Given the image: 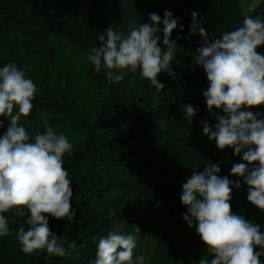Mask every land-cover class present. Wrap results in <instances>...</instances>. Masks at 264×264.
<instances>
[{
	"label": "trees",
	"instance_id": "1",
	"mask_svg": "<svg viewBox=\"0 0 264 264\" xmlns=\"http://www.w3.org/2000/svg\"><path fill=\"white\" fill-rule=\"evenodd\" d=\"M64 2L72 5L67 15L46 0H0V68L15 63L25 71L26 78H31L29 62L44 67L57 64L69 48L90 53L91 48L101 44L99 36L107 27L118 34L127 31L122 26L126 22L125 15L129 16L124 13L131 4L133 12L128 22H136L131 30L151 23L149 13L163 18L165 9L179 20L170 37L177 43L176 60L172 62L176 78L160 73L158 80L165 88L157 92L139 69L126 71L124 79L113 84L107 79V69L102 67L96 72L92 65L89 79L82 87L98 88L105 96L94 108L93 115L85 119L72 113L75 104L68 92L59 93L48 86L36 95L30 116L20 121L31 136L30 142L51 126L74 146L73 151L64 156V168L70 171L79 166L81 169L71 181L74 192L71 203L77 215L70 222L48 216L50 229L66 237L68 242H75L76 247L63 258H46V250L25 254L18 240V229L23 226L27 230L26 220L30 214L20 217L9 212L5 213L9 217V234L0 236V264H90L95 259L101 236L116 230L120 224H123L120 232L135 235L136 222L144 223L148 233L156 238L153 258L157 264H199L201 258L210 260L207 246L195 227H188L183 219L186 206L180 197L171 193L170 186L172 182L182 186L193 171L201 172L211 163L219 164L218 175L236 180L237 177L230 175V169L233 164L244 161L234 154V149L220 150L214 140L210 141L203 134V122L207 121L214 128L217 121L208 112L203 97L209 86L206 73L194 63L195 49L203 38L198 31L194 35L190 32L191 12L199 13L198 19L204 21L201 26L207 30L209 39H215L242 26L245 15L264 20V1L252 13L244 11L240 0H148L143 6L141 0ZM159 27V43L164 48L163 25ZM257 51L264 54V45L258 46ZM132 78L147 88L139 90L138 85L130 82ZM156 98L159 103L153 107L155 117L179 114L180 118L159 128L157 136L150 137L153 118L143 117L134 110L135 106H152ZM186 104L197 109L191 124L185 119ZM213 110L223 114L221 110ZM250 110L264 116V105ZM0 119L4 121L0 128L2 135L9 121L7 117ZM110 122L121 124L124 130L101 139ZM113 144L121 147L117 155L107 153ZM162 160L168 165L160 173H144V166ZM151 200L155 201L154 212L147 208ZM230 203L243 204L244 209L238 215L258 223L264 232V211L247 200V185L242 178L239 189L233 186ZM112 213L115 215H110ZM256 250L260 251L259 247ZM260 260L264 264V256Z\"/></svg>",
	"mask_w": 264,
	"mask_h": 264
},
{
	"label": "clouds",
	"instance_id": "2",
	"mask_svg": "<svg viewBox=\"0 0 264 264\" xmlns=\"http://www.w3.org/2000/svg\"><path fill=\"white\" fill-rule=\"evenodd\" d=\"M198 17V12H191L190 32L194 35L198 31L203 38L195 49L194 63L206 73L209 86L203 97L208 112L217 121L214 128L203 122V134L214 140L220 150L234 149L244 163H235L230 169L236 180L218 175V163L207 164L201 172L193 171L182 185L180 200L187 208L183 219L188 227H195L212 257L201 258L199 264H261L264 232L258 223L234 213L230 202L233 186L239 189L242 178L247 185V200L264 211V116L250 110L264 105V54L257 51L258 46L264 45V20L245 15L242 26L224 32L220 38L209 39L201 26L204 21ZM148 19L151 23L140 24L127 36L107 27L99 36L101 44L91 48L87 59L96 72L102 67L107 69L110 83L118 84L125 71L139 69L160 92L165 88L158 80L160 73L176 78L172 62L176 60L177 43L170 37L179 20L167 9L163 18L153 12ZM161 24L164 48L159 43ZM36 91V85L15 63L0 68V117L9 121L0 135V236L10 231L5 213L20 217L30 214L27 230L23 226L18 229L21 250L27 255L46 250V258H63L75 249V242L54 233L48 216L70 222L77 215L71 203L72 182L63 166L65 154L71 153L74 146L51 126L30 142L20 121L30 116ZM183 111L191 124L197 109L186 104ZM3 126L0 119V128ZM122 228L120 224L99 238L90 264H145L143 256L134 259L137 236L120 232ZM136 231L139 233L140 229L136 227Z\"/></svg>",
	"mask_w": 264,
	"mask_h": 264
},
{
	"label": "rangeland",
	"instance_id": "3",
	"mask_svg": "<svg viewBox=\"0 0 264 264\" xmlns=\"http://www.w3.org/2000/svg\"><path fill=\"white\" fill-rule=\"evenodd\" d=\"M52 4L63 14L67 15L71 10L72 5L66 4L64 0H46ZM148 0H141L140 5L143 6L147 3ZM264 0H240V3L246 13H252ZM129 8L124 14L126 22L123 23V28L127 31H121L122 36H127L131 28L136 22H128L130 14L133 12V9H130L131 4H128ZM177 53V50L175 49ZM88 52L83 49H73L69 48L65 53L64 57L58 61L57 64H51L47 67L38 66L37 63L29 62L28 66L30 68L32 77L29 78L36 85V95L42 93L44 89L48 86L51 89L56 90L59 93L68 92L69 97L74 100V108L72 113L76 116L81 117L82 119L91 117L94 113V108L102 101L105 94L102 90L98 88L86 89L82 85L89 79V72H91L92 64L87 59ZM126 72V71H125ZM130 82L138 85V89H145L146 86L140 84L138 80L132 78ZM131 84V83H130ZM147 88V87H146ZM69 98V99H70ZM159 103V100L156 98L152 106L142 105L135 106V110H138L139 114L143 117L153 118V127L149 131L150 137H155L158 135V129L165 127L168 123L177 121L180 118L179 114L174 116L166 114L163 117H155L153 114V107ZM111 121V120H110ZM124 130V126L121 124H112V122L107 123L104 128V132L101 136V139H107L108 137H113L121 133ZM31 137V136H29ZM112 143V141H110ZM108 143V142H107ZM121 147H115L114 144L108 148V154L117 155L120 152ZM168 162L162 160L159 162H154L150 166H144L143 171L146 174L160 173L166 166ZM80 167H73L69 173V179L73 181L74 176L80 174ZM171 193L176 197H180L182 194V186L176 182H172L170 186ZM232 211L236 214H239L244 209L243 204L231 203ZM147 208L149 212H154L155 210V201L151 200L147 203ZM136 227L140 229V232L137 233ZM135 235L137 236V247L134 249V259L137 256H143L145 264H157L153 258L154 247L156 244V238L150 235L147 231V228L144 223L136 222L135 224Z\"/></svg>",
	"mask_w": 264,
	"mask_h": 264
}]
</instances>
